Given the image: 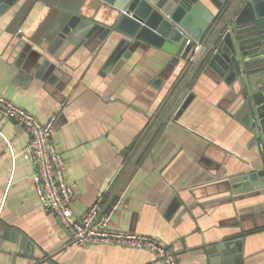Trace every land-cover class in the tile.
<instances>
[{"label": "crops", "instance_id": "0c3cea01", "mask_svg": "<svg viewBox=\"0 0 264 264\" xmlns=\"http://www.w3.org/2000/svg\"><path fill=\"white\" fill-rule=\"evenodd\" d=\"M14 1L0 14V94L40 121L57 115L52 138L74 188L75 215L103 194L119 201L112 228L159 238L178 264H223L207 249L239 237L240 264H264V194L227 199L225 178L261 159L230 87L203 66L190 76L192 65L184 72L185 61L173 65L169 52L153 46L126 52L103 71L120 35L97 41L100 28L60 66L89 22H112L113 7L100 0ZM71 13L80 21L69 25ZM67 24L71 32L62 36ZM184 95L191 100L172 115L169 106ZM166 102L167 115L154 121ZM28 140L22 126L0 117V225L13 239L0 242V264H160L146 250L71 245L37 198L34 168L22 153ZM230 258L225 264H239Z\"/></svg>", "mask_w": 264, "mask_h": 264}, {"label": "water", "instance_id": "95a60500", "mask_svg": "<svg viewBox=\"0 0 264 264\" xmlns=\"http://www.w3.org/2000/svg\"><path fill=\"white\" fill-rule=\"evenodd\" d=\"M100 1L113 7L112 22H89L82 38L65 58L59 59V65L64 64L98 28L101 31L97 41H104L111 32L120 35L103 71L109 70L126 52L139 46L162 48L172 55L170 63L175 65L179 60L190 61L195 45L201 44L196 59L191 61L190 76L203 66L206 73L230 87L244 117L243 124L251 132L252 142L261 156L258 166L225 178L227 190L231 193L227 199L230 202L245 195L264 194V0ZM14 2L0 0V14ZM71 14L69 25L74 23L73 20L80 21L79 16ZM69 25L61 30L62 36L69 33ZM47 63L44 61L42 67ZM191 98L189 95L185 99L178 113ZM108 203L109 200L106 206ZM8 234L10 230L0 225V242L13 240ZM24 241L27 239H22V243ZM241 243L240 237L222 241L210 246L207 253L214 259L221 255L223 264L234 256L240 264Z\"/></svg>", "mask_w": 264, "mask_h": 264}, {"label": "built area", "instance_id": "2783aa9c", "mask_svg": "<svg viewBox=\"0 0 264 264\" xmlns=\"http://www.w3.org/2000/svg\"><path fill=\"white\" fill-rule=\"evenodd\" d=\"M201 44L194 47L196 53ZM193 53V54H194ZM193 61V55L190 57ZM0 117L14 121L28 133L29 140L23 156L33 165L32 176L37 198L68 234L71 245L111 243L150 252L152 260L160 264H178L175 251L156 237L111 227V218L116 205L109 208L103 194L82 213L72 210L73 185L65 178V160L53 141L57 115L52 114L40 121L33 114L0 94Z\"/></svg>", "mask_w": 264, "mask_h": 264}, {"label": "trees", "instance_id": "16d2710c", "mask_svg": "<svg viewBox=\"0 0 264 264\" xmlns=\"http://www.w3.org/2000/svg\"><path fill=\"white\" fill-rule=\"evenodd\" d=\"M191 66V61H188V62H186V66L184 67L185 69H184V72H186L188 69H189V67ZM202 67H200L199 68V70L201 69ZM180 80H181V78H179L177 81H176V83L174 84L175 86L173 87V89H172V91H171V93L170 94H173L174 93V91L176 90V88L178 87V85L180 84ZM174 96V95H173ZM184 98H185V95L183 96V99L179 102H176L175 104H173L172 106H169L170 108H172V111H171V114L172 115H174L178 110H179V108L181 107V105L183 104L182 102L183 101H185L184 100ZM173 100V99H172ZM168 102V101H167ZM167 102L165 103V104H162L161 106H160V108L158 109V111H157V117L156 118H154L153 120L154 121H156V119H159L161 116H162V114L165 112V110L168 108V104H167ZM148 132H149V129H148ZM146 132H144V133H142L140 136H138L137 138H136V142H135V144H134V147L132 148V149H130V150H128L127 152H130L129 154H128V156L126 157V160H125V163L127 162V161H129V159L134 155V153H135V150L136 149H138L139 148V146L142 144V142L144 141V138L146 137ZM148 147H149V145H148ZM147 147V148H148ZM135 148V149H134ZM146 148V149H147ZM147 151V150H146ZM127 152H126V154H127ZM143 153V152H142ZM142 153H140V155H139V157L136 159L137 161H136V166L137 165H139L140 164V162H141V160H142V158H143V156L145 155V151H144V153L142 154ZM125 165H128V163L127 164H125ZM126 178V177H125ZM125 178H122L121 180H120V185H119V187H121L122 186V184H124V181L126 180ZM123 182V183H122ZM122 183V184H121ZM120 190V189H119ZM118 190V191H119ZM113 201L114 200H111V202L110 203H108L107 204V208H109L110 206H111V204L113 203Z\"/></svg>", "mask_w": 264, "mask_h": 264}]
</instances>
